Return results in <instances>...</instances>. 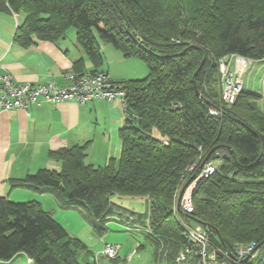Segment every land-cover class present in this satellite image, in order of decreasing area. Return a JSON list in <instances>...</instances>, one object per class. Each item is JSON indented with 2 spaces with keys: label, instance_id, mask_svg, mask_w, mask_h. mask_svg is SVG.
I'll list each match as a JSON object with an SVG mask.
<instances>
[{
  "label": "trees",
  "instance_id": "1",
  "mask_svg": "<svg viewBox=\"0 0 264 264\" xmlns=\"http://www.w3.org/2000/svg\"><path fill=\"white\" fill-rule=\"evenodd\" d=\"M7 10L26 13L16 33L24 45L33 35L56 41L75 27L93 72L103 63L101 41L149 66L146 77L120 82L127 105L119 159L87 163L90 142L75 144L52 153L60 169L40 168L13 187L51 192L63 208L82 206L99 235L114 220L146 227L156 258L174 264L188 244L174 211L179 188L223 153L215 172L197 182L194 211L183 218L212 226L215 247L254 243L253 256L229 253V264H264L262 94L243 88L235 103L223 104L219 74L227 54L264 59V0H0V12ZM75 64L80 69L82 59ZM116 194L145 198L147 209L115 202ZM80 248L88 247L40 200L0 196V261L24 252L29 264H97L82 263Z\"/></svg>",
  "mask_w": 264,
  "mask_h": 264
},
{
  "label": "crops",
  "instance_id": "2",
  "mask_svg": "<svg viewBox=\"0 0 264 264\" xmlns=\"http://www.w3.org/2000/svg\"><path fill=\"white\" fill-rule=\"evenodd\" d=\"M25 16L26 13L23 11L0 12V73H12L18 83L35 85L52 83L58 87H70L73 81L68 78L69 73L80 74L78 72L80 70L81 73H87L96 69L77 42L75 32L70 35L67 31L66 37L56 41L40 39L33 35L32 42L24 45L16 38V33ZM101 43L105 60L103 59L98 69L106 73L111 81L120 83L125 80L123 78L126 74L120 76L112 71L110 62L113 58L111 59L108 54L118 58L119 63L127 56L110 43L103 41ZM79 59H82L83 64L80 69H77L75 62ZM107 60L109 64L106 63ZM251 72L255 74V78L259 79L248 82L243 78V88L262 94L258 103L264 111V59L253 61L243 72V76ZM259 87H261L260 90ZM119 105L118 98L114 101L98 99L85 104L78 102L56 104L44 101L39 105H29L27 108L2 111L0 114V196L21 201L38 199L62 223L61 215L64 208L61 207L55 194L39 192L28 187H13L12 180L25 178L43 167L60 169L62 161L53 157L52 153L61 148L94 141L93 137L96 138L97 135L104 140H107L109 133L118 132L119 135V129L125 124L126 116ZM121 146L122 143L120 151ZM88 156L90 161L87 163L94 165H104L111 157L109 151H106L104 156H94L90 155V150L89 155L87 151V158ZM20 257H27L26 263H30L28 255L22 252L11 260L0 261V264H17ZM20 264H24V261Z\"/></svg>",
  "mask_w": 264,
  "mask_h": 264
},
{
  "label": "built area",
  "instance_id": "3",
  "mask_svg": "<svg viewBox=\"0 0 264 264\" xmlns=\"http://www.w3.org/2000/svg\"><path fill=\"white\" fill-rule=\"evenodd\" d=\"M253 59L240 54H227L219 59L220 96L223 104H233L243 89V72L253 63ZM68 78L73 81L70 87H58L48 83L35 85L32 83H18L10 72L0 73V114L5 110L27 108L32 104L44 101L56 104L78 102L85 104L93 100L114 101L120 99L123 106L127 105L126 90L122 83L113 82L104 72H87L77 74L71 72ZM211 113L218 115L222 108H211ZM219 157L208 160L203 164L201 173L181 184L178 191L177 203L174 211L180 216L184 224L185 236L188 244L177 255L174 264H229L225 258L227 254H234L237 258L253 256L254 243L235 245L233 251L215 247L211 241L214 233L212 226L199 224L194 226L183 217L194 211L193 191L202 176L215 172L222 162L223 153ZM186 184V185H185ZM120 245L107 243L102 253L115 258ZM131 257V256H130ZM31 261V259H30Z\"/></svg>",
  "mask_w": 264,
  "mask_h": 264
},
{
  "label": "rangeland",
  "instance_id": "4",
  "mask_svg": "<svg viewBox=\"0 0 264 264\" xmlns=\"http://www.w3.org/2000/svg\"><path fill=\"white\" fill-rule=\"evenodd\" d=\"M74 32L76 33L75 27H70L68 30V34L72 35L74 34ZM108 56L111 59L113 58V61L110 62L112 64L111 65L112 71L120 76L126 74V76H124L123 78L125 80H127L128 78L142 79L146 77L149 73V66L147 62L138 57H132V56L126 57L121 63H119L118 58H116L115 56L112 55L110 56V54H108ZM103 59L105 60L104 54H103ZM106 63L109 64L108 60ZM243 78L244 81H248V82L250 80L253 82L254 79H259V78H255V74L252 72L246 73L243 76ZM258 89L260 90L261 87H259ZM119 102H120L119 108L125 116L124 107L120 99ZM125 122H126V116H125ZM93 139L95 140L89 141L90 149L87 150L88 155H89V150H90V155H94V156L97 155L104 156L105 152L109 151L111 157L115 159H119L121 154L120 144L122 143V140L118 135V132L116 134L115 133L107 134V140H104L99 135H97L96 138L93 137ZM89 161L90 160L88 156V158L86 157V162ZM112 200L126 207L129 208L133 207L138 211L144 212L147 209V204L144 198H132L129 196L127 197L116 194L113 195ZM15 201H21V200H15ZM62 212L63 214L61 215V217L64 222L63 225L71 233L75 235L77 234V236L88 247L87 249L80 248L79 250V260L82 263H86L88 261L89 262L95 261L97 264H168L165 258L162 259L156 258V254L154 253L155 245L147 237L148 230L146 227L140 225H134L133 223L118 222L114 220L108 222L107 224L108 229L105 232V234L99 235L95 233L93 226L88 221L87 217L84 216L83 212H85V210L82 206L79 205L75 208H64ZM190 223L194 226L199 225L194 222H190ZM106 242L121 246L117 260L110 259L102 253V250L106 245L105 244ZM140 244H143L144 246L140 247ZM261 253H264V245L261 246V248L259 249L258 255ZM131 254L132 256L130 257ZM26 259L27 257H20L16 263L20 264L21 262L24 261V264H27Z\"/></svg>",
  "mask_w": 264,
  "mask_h": 264
},
{
  "label": "water",
  "instance_id": "5",
  "mask_svg": "<svg viewBox=\"0 0 264 264\" xmlns=\"http://www.w3.org/2000/svg\"><path fill=\"white\" fill-rule=\"evenodd\" d=\"M215 149H216V148H213V149L208 153L207 157H209Z\"/></svg>",
  "mask_w": 264,
  "mask_h": 264
}]
</instances>
